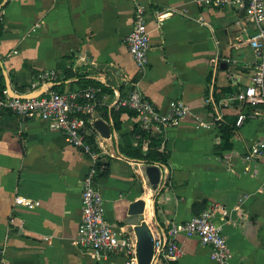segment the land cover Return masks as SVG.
Masks as SVG:
<instances>
[{"label":"crops","instance_id":"obj_1","mask_svg":"<svg viewBox=\"0 0 264 264\" xmlns=\"http://www.w3.org/2000/svg\"><path fill=\"white\" fill-rule=\"evenodd\" d=\"M138 5L145 8L151 36L144 69L136 66L127 40ZM236 15L232 8L196 0H8L0 9V87L7 89L9 80L23 94L44 69H56L62 93L103 83L109 96L100 98L97 119L110 125L111 136L101 139L105 167L96 185L112 228L134 239L141 224L166 233L172 223L220 202L229 210L226 221L218 218L231 251L227 264H264V157L244 160L254 139H264V121L247 119L234 133L233 148L224 151L218 149L219 127L201 125L212 122L205 102L210 92L230 85L241 89L253 73L256 57L238 41L243 32ZM39 22L42 27L31 32ZM232 74L241 77L240 84H232ZM132 82L161 109L174 99L191 108L178 127L163 132L171 170L162 186L161 168L159 193L144 172L147 164L118 153L126 143L137 145V115H117L121 126L115 131L107 112ZM237 109L231 106L228 115ZM91 165L90 155L41 119L0 111V264H126L122 255L95 259L74 243L82 220V182ZM19 196L40 204H17ZM139 200L145 201L144 212L130 214ZM177 241L181 254L173 264H217L197 236L180 232Z\"/></svg>","mask_w":264,"mask_h":264},{"label":"built area","instance_id":"obj_2","mask_svg":"<svg viewBox=\"0 0 264 264\" xmlns=\"http://www.w3.org/2000/svg\"><path fill=\"white\" fill-rule=\"evenodd\" d=\"M196 2L205 7L232 8L240 17L238 23L243 32L238 41L247 43L256 57L252 66L253 73L243 88L220 100L216 99L212 90L205 100L212 108V122L201 124L206 128L214 124L219 127L226 123L228 109L238 103L235 113L238 115L235 124L237 133L249 118L262 117L264 121V0H196ZM41 27L42 22L35 23L31 32ZM127 40L136 66L139 69L146 68L150 62L151 36L146 23V11L141 5L136 7L133 28ZM226 62L237 63L232 59H227ZM58 77L56 69L40 71L27 92H24L27 94L44 87V93L39 96L13 97L5 89L0 93V111H11L24 119H41L51 130L62 133L68 143L91 156V168L82 182V220L74 243L98 260L122 255L127 259L126 264H139L137 237L132 238L123 229L115 230L108 223L105 216V200L96 185L98 171L105 167L104 163L100 162L102 155L98 150L102 148L101 139L105 137L96 130L94 123L97 120L99 102L102 98H108L109 94L103 92L101 86L76 88L62 93L54 88ZM230 79L233 85L241 83L239 75L232 74ZM246 106L250 108L248 113L243 109ZM114 108H127L135 112L142 129L150 133H163L169 128L178 127L191 112L189 104L182 99L171 100L166 110L161 109L143 93L138 82L129 85L127 93L118 97ZM92 135L94 142L88 138ZM262 157L264 139L256 138L244 154V160L255 162ZM247 197L248 195H245L241 198L238 205L240 206ZM15 202L29 208L40 204L39 201L22 196L17 197ZM228 215V207L215 202L184 223H172L166 234L151 229L153 236L151 264H164L165 261L173 264L178 260L181 249L177 235L180 232L197 236L203 245L210 247L211 259L214 262L227 264L231 251L218 218L226 221Z\"/></svg>","mask_w":264,"mask_h":264},{"label":"trees","instance_id":"obj_3","mask_svg":"<svg viewBox=\"0 0 264 264\" xmlns=\"http://www.w3.org/2000/svg\"><path fill=\"white\" fill-rule=\"evenodd\" d=\"M3 0H0V4ZM3 23L0 20V38L3 34ZM245 70H251L250 68ZM3 77V76H2ZM102 86L103 92H108L109 89L104 86L103 83L98 82L95 83L93 86ZM27 85H24L23 88H25ZM56 90V85L54 86ZM6 87L3 85L0 87V93H2ZM236 90H240L238 86H227L222 89V91L216 93L215 97L217 100H220L223 97H226L233 93ZM59 91V90H58ZM238 106V103L235 104ZM247 113L249 112L250 108L244 107L243 108ZM107 112H110V114L113 117V126L114 130L117 131L120 129L121 123L118 120L117 115H121L124 112H128L130 115H137L135 112L127 109V108H112L108 110ZM226 123H223L219 126V136L221 138V142L218 146V149L220 151L229 150L233 148V136L236 129V121L238 119V115H226ZM133 134L138 137V143L136 146H133L131 143H126L125 146H119L118 147V153L122 155L123 157L127 158L128 160L140 162V163H146V164H159L161 168L164 170V181L162 183V186L165 184V181L167 182L169 171L171 170L170 167V158H171V151L166 149L164 146L165 142V135L163 133H150L146 130H143L140 125H136ZM90 141L94 142L93 135L88 136ZM147 143V148L144 147V145ZM163 190H160L159 192H162ZM158 194V193H157ZM156 198H154L153 206L154 208L156 205ZM166 234V233H164ZM172 264V263H171Z\"/></svg>","mask_w":264,"mask_h":264},{"label":"water","instance_id":"obj_4","mask_svg":"<svg viewBox=\"0 0 264 264\" xmlns=\"http://www.w3.org/2000/svg\"><path fill=\"white\" fill-rule=\"evenodd\" d=\"M8 0H3L0 4V9L6 4ZM222 69L227 68V63L223 62L221 64ZM7 90L8 93L13 97L19 98H28L33 96H39L44 93L45 88H41L37 91L27 93V94H19L16 93L11 85L9 80H7ZM96 130L106 138L111 136V127L110 125L103 120L102 118H98L95 123ZM146 164V163H145ZM145 174L148 177L150 184L152 185L154 190H158L160 183L162 181V169L159 164H147L144 169ZM162 188L159 189V191ZM158 191V193H159ZM145 209V201L139 200L131 204L130 206V214H142ZM135 232L138 239L137 251H138V259L139 264H151L152 257H153V236L151 228L147 224L137 225L135 227Z\"/></svg>","mask_w":264,"mask_h":264},{"label":"rangeland","instance_id":"obj_5","mask_svg":"<svg viewBox=\"0 0 264 264\" xmlns=\"http://www.w3.org/2000/svg\"><path fill=\"white\" fill-rule=\"evenodd\" d=\"M236 18L238 19V16L236 15ZM230 69H232L233 68V66H232V64L230 65V67H229ZM245 81H247L246 79H245ZM100 152H101V155L103 154V152H104V148H101V149H98Z\"/></svg>","mask_w":264,"mask_h":264}]
</instances>
